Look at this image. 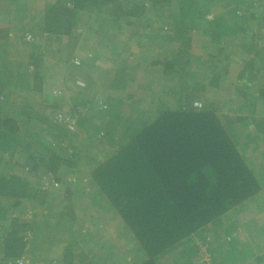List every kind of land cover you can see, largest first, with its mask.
<instances>
[{"label":"trees","instance_id":"trees-1","mask_svg":"<svg viewBox=\"0 0 264 264\" xmlns=\"http://www.w3.org/2000/svg\"><path fill=\"white\" fill-rule=\"evenodd\" d=\"M67 1L56 0L44 9L42 28H19L20 47L26 49L27 56L24 66L10 60L13 53L5 45L1 48L0 220L13 210L18 212L25 200L35 211L31 218L10 216L0 234V264H15L25 255L26 264H30V257L33 264H41L37 252L44 250L46 239L57 247L43 253L61 250L53 261L57 264H108L112 250H124L125 246L124 260L131 258L133 264H190L204 253L213 264H236V259L240 264H258L259 257L237 241L235 234L237 227L247 226L245 219H251L246 217V209L253 207L250 201L259 195L261 183L248 166L244 149L221 122L218 108L203 100L202 91L213 70L195 76L186 65L190 58L188 32L199 25H205L202 32H217L219 37L246 30L250 21L264 20V0ZM226 1L231 6L228 19L232 27L222 25L217 13L216 4ZM211 10L212 20L208 19ZM82 11L90 18L85 32L77 27ZM157 17L163 21L158 30L149 26ZM135 23L142 31L161 33L174 46V57L162 63L166 74L173 65L183 64L178 67L179 92L168 104L160 102V95L154 92L139 90V82L124 64L127 51L117 58V69L105 68L109 58L120 55L115 40L124 44L126 40L120 35ZM94 38L99 40L93 42ZM53 43H58L59 51L65 48L64 56L58 58L65 60L62 68L70 72L68 79L78 87V98L67 107L83 110L75 112V132L68 134L62 132L61 124L44 126L37 116L44 106L28 102L29 93L38 94L36 99L44 94L40 68L45 49ZM77 47L82 51L77 53ZM100 47L104 50L98 53ZM69 56L71 61L66 58ZM73 57L78 64L73 63ZM29 65L33 67L27 69ZM204 66L201 63L198 68ZM24 90L28 94L17 108L16 103L2 97L3 91L12 95ZM64 90L70 92L69 87ZM194 101L201 105L196 108ZM30 122L46 127L51 141H33L29 131L21 133L20 125ZM18 151L25 154V165L14 171ZM63 173L80 177V190L74 189L77 192L85 186L83 181L93 185L95 194L125 226L123 243L118 242L122 239L114 242L110 235L106 237L108 222L102 217L90 223L93 231L65 239L66 233H79L74 226L78 221L83 223L82 214L89 205L72 201L77 192L73 193L69 181H63ZM48 174L54 176L50 188L38 184ZM248 202L252 205L246 207ZM232 211L239 219L227 222ZM107 239L112 241L107 243ZM131 246L137 254H131Z\"/></svg>","mask_w":264,"mask_h":264},{"label":"crops","instance_id":"crops-1","mask_svg":"<svg viewBox=\"0 0 264 264\" xmlns=\"http://www.w3.org/2000/svg\"><path fill=\"white\" fill-rule=\"evenodd\" d=\"M55 2L56 0H0V47L5 45L6 50L13 53L9 56L10 60L20 59L19 56L23 55L26 50L20 47L18 36L22 33L19 28L33 27L34 31L42 28L43 11L48 5L51 6ZM216 5H218L217 13L220 14L218 17L222 21V25L232 27L230 19H228L231 10L230 2L226 1ZM82 13L86 14L85 11ZM210 13L212 15L209 14L208 19L212 20L214 10H211ZM152 19L149 26H154L158 30L163 22H160L159 17ZM88 20L86 14L85 20L80 24L77 23L78 30L82 28V31L85 32ZM145 22L149 23V20H145ZM204 27L205 25H199V28L197 26L196 29L187 33L190 58L187 57L189 60L186 69L192 70L195 76H201L206 71L213 70L209 75L210 78L205 82L202 92L206 100H203L212 102L218 108L222 114L221 122L238 145L244 149L245 160L254 171L258 181L264 183V20L254 19L248 23L246 27L248 29H244L245 31L240 29L238 32L220 37L217 32L212 34L211 32H202ZM39 34L41 35L42 32L39 31ZM35 38L39 37L36 35ZM120 38L126 40L124 44L118 43V38L115 40L114 44L121 48L120 55L112 56L105 64L114 71L118 67V57H124L123 54L126 51V54L132 51L136 52L131 59L125 56L124 64L129 70H132L131 76L139 82V90L160 95V102L167 104L172 102V97H176L175 94L179 92L178 79L181 72L178 67H182L183 64L173 65L166 74V65L162 63L169 62L174 57V46L166 42L167 38L163 37L161 33L142 31L139 24L137 27L136 23L125 30ZM64 39L68 40V36ZM94 40L93 42H95ZM100 48L97 49L98 53L104 50L102 47ZM25 56L24 54V60L22 59L21 63L23 66L25 60L27 61V56L26 58ZM173 62L175 63V61ZM201 63L206 65L203 69L198 68ZM189 84L190 87L193 85L191 80H189ZM259 196L260 193L257 197ZM262 205V209L261 207L257 210L255 208L246 209V217L248 216L252 220L245 219L247 226L240 227V241L243 243L242 245L252 248L255 252L253 256L259 257L258 264H264V219L261 225L254 223L249 226V223L255 222L256 218L258 220L264 218V202ZM258 235L261 238L256 242L255 238ZM258 242H261L262 245ZM247 262L244 261L243 264H249ZM30 264H33L31 257ZM190 264H197V262L193 261ZM221 264H227V262L222 261Z\"/></svg>","mask_w":264,"mask_h":264},{"label":"rangeland","instance_id":"rangeland-1","mask_svg":"<svg viewBox=\"0 0 264 264\" xmlns=\"http://www.w3.org/2000/svg\"><path fill=\"white\" fill-rule=\"evenodd\" d=\"M86 18V14L85 13H81L80 18L78 20V24L82 23ZM90 19V18H89ZM161 23L163 22L162 20L160 21ZM132 26V25H131ZM162 26V25H161ZM130 27V26H129ZM129 27H125V29L127 30ZM79 30L82 31V28H80ZM139 32V31H138ZM93 39V38H92ZM95 39V38H94ZM99 39H95L94 41H98ZM58 43H53L52 45H50L47 49H45V52L43 53V59H44V63L42 64V67L40 68V72L43 75V84H42V88L44 91L43 96L39 95V99H36V96L38 94H32V93H26V90L22 91H14L13 94L11 95H6L5 91H3V99H5L6 101L10 100L11 102H13L14 104L16 103V108L18 107V105L20 104V102L22 101L23 97L28 94L29 98H28V102H34V101H38V103L41 104V106H44L42 110L37 112V116L39 117L38 120H42L44 123V126H51L52 128H54L57 125H60L63 127L62 128V132H65V134L71 133V132H75V128L76 126L75 124V119H76V115L74 116L75 112H82L83 110L79 107L78 109L75 108V111L72 110V106H68L67 104L71 103L73 99L78 98V95L76 93L77 90V86L74 84L75 82L72 80H69L68 77L71 76V74H69L70 72L65 71L62 66L66 65L65 64V60L59 59L58 57H62V54L64 56L65 53V48L62 50H58L57 47ZM151 47V46H150ZM2 47H0V52L2 51L1 49ZM80 47L76 48V52H80L82 51L79 50ZM153 49V48H152ZM84 50V49H83ZM44 51V50H43ZM59 52V53H57ZM146 52V51H145ZM96 54V52H95ZM128 58L131 59L133 58V54H136V52L132 51L131 53H128ZM20 59H16V62L22 63V59L24 58V54L19 56ZM69 58L71 61V57H66ZM74 59V57H73ZM24 60V59H23ZM68 60V59H67ZM67 63V62H66ZM2 67H4V65H1ZM105 68H109V66L107 65V67ZM94 73V77H96V73L93 71ZM13 75V74H11ZM93 80V78H92ZM84 84V83H82ZM64 87H69L70 92L68 91V93H65ZM10 89V87H8ZM7 89V87H6ZM64 90V91H63ZM42 92V91H41ZM74 92V95L71 96V93ZM102 95V94H100ZM104 100V99H103ZM69 111V112H67ZM74 112V113H73ZM69 113V114H68ZM17 116V114H16ZM69 116H74V118H70ZM55 123V124H52ZM20 129L23 131L21 133H24V131L26 132H30V135L34 136L32 139L33 141L39 140V139H43L46 141H51L50 139V135L47 134L46 132V127H42L38 124L34 123H27V124H21L20 125ZM27 128V130H25ZM28 132V134H29ZM82 133H79V137ZM55 141H57V138H54ZM33 141H31L33 143ZM64 144V142H62ZM62 144V145H63ZM76 144V143H73ZM49 145H51V148H54V144L49 143ZM25 154L21 151V152H17L14 155V161H16V166L14 167V171H16V169H19V166L25 165L23 162L25 161L24 156ZM12 167V168H13ZM63 175L62 178L64 179L63 181H69L71 183V190L77 189L78 184L77 182H80L82 180H80V177H72V176H67L64 173L61 174ZM47 179L44 181L42 180V178L39 180L38 184H42L43 186H48L50 188V185L52 183V178L54 176L51 175H47L46 176ZM80 180V181H78ZM42 181V182H41ZM82 183V182H81ZM84 183V187L81 188L82 190L77 192V191H73V193H76L77 197H74L72 201H77V202H83L86 201L89 205V209L85 212H83L82 214V218L81 220L83 221V223H81L80 221H78L76 223V226H74L75 230L79 233H75L74 235L69 236L68 233L67 234V240L72 239L74 236H78L79 234H83L86 230H90L93 231L94 228L90 227V223L96 222L97 220H100L102 218H104V220H107L108 224L107 227L104 228V232L106 233V237L108 235H110L111 237H113L115 240L114 242H117L118 240L122 239L121 241H118L119 243H123L124 241V237L126 236V232H125V226H123L121 223H119V217L118 216H114L113 213L111 211L108 210V206L106 203H104L103 201H101L99 198V195H96L95 192V188L93 187V185H91L90 183ZM80 190V188H79ZM62 196V195H61ZM264 183H261V190H260V196L257 197V195L254 196V199H252L250 202H254V205L252 208H255L256 210L261 207H263V205L261 206V204L264 202ZM246 203V207H249L250 205H252V203ZM23 207V208H21ZM250 208V210L252 209ZM107 210V212H106ZM14 211V210H13ZM11 212V214H9L7 217H5L4 219L0 220V223H2V226H0V234L3 231V227H5V225H7V223L10 221V216H17V217H22V218H31V214L34 213V209L30 206V204L28 203V201H24V203L18 208V212ZM237 216L232 212L229 213L228 215V220L230 219H236ZM264 218H260V220H258L256 218L255 222H251L249 223V226H252L254 223L257 224L259 223L261 225V222L263 221ZM239 223V222H238ZM4 224V225H3ZM90 228H93V230H91ZM236 230L238 231L235 235L237 241H240V228H236ZM103 231V229H102ZM48 237L49 234H48ZM261 238V236H257L256 242L259 241V239ZM264 238V236H263ZM117 240V241H116ZM264 240V239H263ZM112 240L107 239V243L110 242ZM44 250L48 251L49 247H57L55 246L52 241H50V243L48 242V240H44ZM82 243V242H80ZM260 245L261 242H258ZM264 243V242H263ZM60 244V243H57ZM87 247V244L84 246V248ZM91 247V246H89ZM127 246H125L123 249L125 250ZM132 247V246H131ZM134 248V247H132ZM37 252V256H38V262L41 264H57V263H53V261H55V258L57 257L56 252H60L61 250H59V248H57L55 250V252L52 253H48L45 252L43 253V251ZM124 250H122L121 247H117L114 250H112V253L108 255L107 261L108 264H133V260L128 259V257H126V259L124 260ZM226 249H223V251H225ZM137 249H131V254H137ZM226 253V251H225ZM130 255V254H129ZM130 257V256H129ZM0 259H1V253H0ZM237 263L236 264H240V259H236ZM198 263V261H197ZM26 264V263H25ZM60 264V263H59ZM211 264H213L211 262Z\"/></svg>","mask_w":264,"mask_h":264},{"label":"built area","instance_id":"built-area-1","mask_svg":"<svg viewBox=\"0 0 264 264\" xmlns=\"http://www.w3.org/2000/svg\"><path fill=\"white\" fill-rule=\"evenodd\" d=\"M210 17V16H209ZM73 63L74 64H78V60L76 58L73 59ZM194 106L199 107L201 104L198 101H194L193 103ZM200 251L204 252V248L200 249ZM28 262V258L27 256H21L20 258H17L14 263L15 264H24ZM198 264H211V260L210 257L208 256V254L204 253L200 259L198 260Z\"/></svg>","mask_w":264,"mask_h":264},{"label":"clouds","instance_id":"clouds-1","mask_svg":"<svg viewBox=\"0 0 264 264\" xmlns=\"http://www.w3.org/2000/svg\"><path fill=\"white\" fill-rule=\"evenodd\" d=\"M33 67V65H29V66H27L26 68L28 69V68H32Z\"/></svg>","mask_w":264,"mask_h":264}]
</instances>
